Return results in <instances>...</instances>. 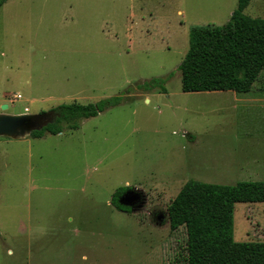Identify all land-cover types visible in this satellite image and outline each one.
<instances>
[{"label": "rangeland", "instance_id": "rangeland-1", "mask_svg": "<svg viewBox=\"0 0 264 264\" xmlns=\"http://www.w3.org/2000/svg\"><path fill=\"white\" fill-rule=\"evenodd\" d=\"M238 1L10 0L0 10V114L124 99L77 131L0 138V264H179L187 231L168 220L179 194L264 180L248 167L264 159V71L239 102L183 93L179 71L191 29L227 25ZM245 15L264 20V0ZM161 79L166 93L140 89ZM120 189L141 196L130 214L111 205ZM234 239L264 243V204L235 206Z\"/></svg>", "mask_w": 264, "mask_h": 264}, {"label": "trees", "instance_id": "trees-1", "mask_svg": "<svg viewBox=\"0 0 264 264\" xmlns=\"http://www.w3.org/2000/svg\"><path fill=\"white\" fill-rule=\"evenodd\" d=\"M10 0H0V10ZM252 0H239L230 22L223 27L191 29L189 51L179 67L182 90L186 94L251 92L264 71V20L245 15ZM164 80L140 86L144 91L166 93ZM115 97L96 104L71 103L53 112L56 121L32 138L77 131L83 121L97 118L120 106ZM128 191L120 189L111 205L119 212L131 209L120 204ZM237 204H264V182H242L222 187L216 196L197 197L181 193L168 209L172 231H187L186 257L179 264H264V243H237L234 239V213ZM1 237V232H0Z\"/></svg>", "mask_w": 264, "mask_h": 264}, {"label": "water", "instance_id": "water-1", "mask_svg": "<svg viewBox=\"0 0 264 264\" xmlns=\"http://www.w3.org/2000/svg\"><path fill=\"white\" fill-rule=\"evenodd\" d=\"M8 106H4L3 110L7 111ZM57 115L54 112L48 114L32 116L19 115L12 116L5 113L0 114V138H8L12 140H23L31 137L34 132L42 131L56 121ZM141 203V196L135 191H128L120 200V204L131 210ZM163 216L158 218L159 221Z\"/></svg>", "mask_w": 264, "mask_h": 264}, {"label": "crops", "instance_id": "crops-1", "mask_svg": "<svg viewBox=\"0 0 264 264\" xmlns=\"http://www.w3.org/2000/svg\"><path fill=\"white\" fill-rule=\"evenodd\" d=\"M255 85V84H254ZM254 87V86H253ZM252 91V90H251ZM234 92H217V93H205V94H217V95H225V94H233ZM235 94V98H236V102H239V101H243V98H241V97H243V96H240V95H238V94H236V93H234ZM245 96H248V95H250V93H248V94H244ZM27 110V109H26ZM252 164L250 165V166H248L250 169H260V171H263V175H264V159H258V160H251L250 161ZM241 170V169H240ZM239 170V171H240ZM257 174H260L259 172L257 173ZM257 174H256V176H257ZM258 182H264V180H257ZM256 182V181H255ZM242 183V182H241Z\"/></svg>", "mask_w": 264, "mask_h": 264}]
</instances>
